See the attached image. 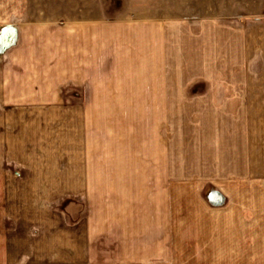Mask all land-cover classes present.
Instances as JSON below:
<instances>
[{"label":"rangeland","instance_id":"rangeland-1","mask_svg":"<svg viewBox=\"0 0 264 264\" xmlns=\"http://www.w3.org/2000/svg\"><path fill=\"white\" fill-rule=\"evenodd\" d=\"M30 1L93 19L56 22L91 38L18 42L91 45L102 99L44 85L91 114L0 103V264H264V0Z\"/></svg>","mask_w":264,"mask_h":264},{"label":"crops","instance_id":"crops-1","mask_svg":"<svg viewBox=\"0 0 264 264\" xmlns=\"http://www.w3.org/2000/svg\"><path fill=\"white\" fill-rule=\"evenodd\" d=\"M54 1L55 0H43L41 4L51 7ZM28 4L31 5L30 0H0V33L3 27H10L15 34V42H17L13 45H6L3 51L0 49V103L2 101L32 102L31 104L24 105L26 106L24 108L19 107L20 109H25V114L18 113L17 110L19 111V109L9 108L10 111L16 110L15 115L18 116H27L28 113L46 115L47 111L52 110L58 112L62 111L65 112L63 114L73 116L90 115L91 113L79 112L80 109L76 108L74 104L68 108H60L59 103H45L50 101V99L52 101L59 100V96H52V98H50L44 91L43 86L55 85L59 87L60 85H83V93H86L87 96L81 99L87 101L98 98L102 99L101 95L98 98L91 97L90 88L86 89V86L92 84L91 72L93 66L90 56L92 52L91 45H83V55H81V51H75V49L81 50V48L74 44L67 43V46H49L41 43L42 38L38 44H28L29 41L23 40L22 45V42L21 44L19 42L22 41L20 38L36 37V39H38L44 37L45 34H50L53 37L60 34V36H67V38L75 37L79 34L83 35L84 38H91V28H79L80 30H77L75 26L60 27L56 22H59V20H66L67 23L70 24L75 23V21H80L90 27V22L93 19L85 17V14L77 17L76 13L71 12L64 16L62 14L57 16L50 13L45 14L43 8H41L42 12L33 14ZM13 5H19L21 8H18L17 11L13 10ZM23 6H25V9L22 8ZM95 20L102 21L100 17ZM47 25L48 28H44ZM11 26H14V28ZM52 26H57V28H49ZM78 31H82V34ZM0 38H2V34H0ZM77 52H79L80 55H77ZM52 53L53 55H50ZM18 75L23 79V82L19 81L21 84L13 80ZM205 85L207 86L206 90L210 91L212 94L218 90H229L225 84L219 81L207 82ZM235 85L239 89L244 88L243 82H236ZM55 89H53L51 93L59 91V88L57 91ZM153 92L158 94L161 93L163 95L161 99L166 100L169 98L167 94L170 95L171 93V83L166 81V79L159 81ZM104 99H107V97ZM242 99H245V96L240 98V100ZM83 110H87L85 104L81 111ZM2 111H6V108ZM12 113H7L6 115ZM0 115H2V113H0ZM56 191L58 192L59 190Z\"/></svg>","mask_w":264,"mask_h":264}]
</instances>
